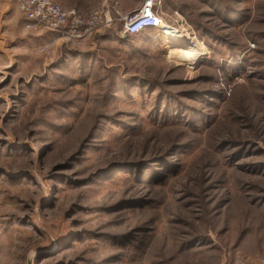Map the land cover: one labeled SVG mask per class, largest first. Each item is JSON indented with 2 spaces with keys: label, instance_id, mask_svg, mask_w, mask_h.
Masks as SVG:
<instances>
[{
  "label": "rangeland",
  "instance_id": "rangeland-1",
  "mask_svg": "<svg viewBox=\"0 0 264 264\" xmlns=\"http://www.w3.org/2000/svg\"><path fill=\"white\" fill-rule=\"evenodd\" d=\"M142 3L78 0L80 47L0 21V264L264 256V0H162L188 43L124 34Z\"/></svg>",
  "mask_w": 264,
  "mask_h": 264
},
{
  "label": "built area",
  "instance_id": "built-area-1",
  "mask_svg": "<svg viewBox=\"0 0 264 264\" xmlns=\"http://www.w3.org/2000/svg\"><path fill=\"white\" fill-rule=\"evenodd\" d=\"M16 1L27 20L28 29L56 35L73 46H82L101 26L113 23L104 9L81 12L76 8H65L57 0ZM119 17L123 21L124 34L129 36L169 25L162 0H143L140 8ZM47 47L45 44L41 50L48 52ZM259 264H264V256L259 259Z\"/></svg>",
  "mask_w": 264,
  "mask_h": 264
},
{
  "label": "crops",
  "instance_id": "crops-1",
  "mask_svg": "<svg viewBox=\"0 0 264 264\" xmlns=\"http://www.w3.org/2000/svg\"><path fill=\"white\" fill-rule=\"evenodd\" d=\"M75 2L73 0L69 4L65 3V5L67 8H73V6H75V4L78 6V0H76ZM82 9H85V8H82ZM16 13H18V12L16 10L15 0H0V21L2 20V22H5L6 21L5 17L8 18V21H10V20L12 21L15 19ZM0 24H1V22H0ZM252 259H253V257H251V256L248 257V259L245 260L244 264H259V260H256L257 258L255 260H252Z\"/></svg>",
  "mask_w": 264,
  "mask_h": 264
},
{
  "label": "bare ground",
  "instance_id": "bare-ground-1",
  "mask_svg": "<svg viewBox=\"0 0 264 264\" xmlns=\"http://www.w3.org/2000/svg\"><path fill=\"white\" fill-rule=\"evenodd\" d=\"M163 29L165 30V33L167 34L168 38H170L173 42H176V41H179L180 43L181 42H187L185 39H183L181 32H179L177 29H175L171 26H167L166 24L163 25ZM183 46H185V45H183ZM184 48L188 49V51H189L188 55H190L192 60L197 61L199 59V57H200L199 54L201 52L198 51L196 48L192 47V44H190V46H188V47H186V46L183 47L182 50H184Z\"/></svg>",
  "mask_w": 264,
  "mask_h": 264
},
{
  "label": "trees",
  "instance_id": "trees-1",
  "mask_svg": "<svg viewBox=\"0 0 264 264\" xmlns=\"http://www.w3.org/2000/svg\"><path fill=\"white\" fill-rule=\"evenodd\" d=\"M145 31H147V30H144L143 32H141V33H139V34H134V35H130V36H131V37H132V36H133V37H136V36H139V35L144 34Z\"/></svg>",
  "mask_w": 264,
  "mask_h": 264
}]
</instances>
